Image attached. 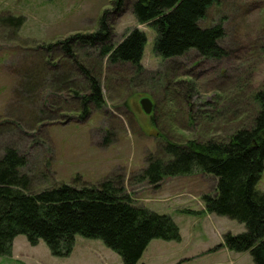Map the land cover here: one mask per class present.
Wrapping results in <instances>:
<instances>
[{"label":"rangeland","instance_id":"374dc122","mask_svg":"<svg viewBox=\"0 0 264 264\" xmlns=\"http://www.w3.org/2000/svg\"><path fill=\"white\" fill-rule=\"evenodd\" d=\"M112 9L113 0H0V157L6 148L26 157L20 172L30 179V193L110 180L120 183L134 205L170 216L181 242L152 240V251L138 264H176L188 257L184 264H230L232 258V264H253L247 252L205 253L215 251L223 234L245 230L226 217H207L201 197L215 193L213 176L166 177L158 188L140 176L149 159H168L165 140L223 138L249 124L258 108L254 96L264 95V0H217L208 9L200 26L223 27L220 46L227 54L221 60H205L193 51L164 60L153 50L154 29L136 21L129 3L120 14L112 13L113 44L134 29L145 34L144 72L136 75L128 65L110 68L97 50L77 48V59L99 78L105 99L80 122L71 89L85 92L86 79L71 62L60 61L59 50L48 53L43 47L95 31L103 12ZM10 16L21 17L22 25L4 24ZM30 71L44 79L31 96L21 86ZM48 96L52 104L41 107ZM144 97L153 103L151 115L139 105ZM256 189L264 191V171ZM0 264L123 262L100 240L76 236L72 252L58 258L43 241L31 246L19 235Z\"/></svg>","mask_w":264,"mask_h":264},{"label":"trees","instance_id":"16d2710c","mask_svg":"<svg viewBox=\"0 0 264 264\" xmlns=\"http://www.w3.org/2000/svg\"><path fill=\"white\" fill-rule=\"evenodd\" d=\"M216 2L113 0L112 11L103 12L95 31L77 33L43 47L48 53L59 50L60 61L71 62L86 79L85 92L71 89L70 102L72 108L79 109L80 122L92 109L100 110L105 99L99 78L77 59V48L97 50L110 68L128 65L136 75L144 72L141 59L145 34L134 29L113 44L112 13L120 14L129 3L136 21L154 29L153 50L164 60L184 57L191 51L205 60H221L227 54L220 46L223 27L200 26ZM2 22L15 23L16 27L23 23L21 17L11 16ZM49 62L45 57L46 67ZM27 75L21 86L31 96L44 79L40 81L33 71ZM253 100L258 108L247 126L223 138H193L182 144L165 140L163 152L168 159H149L140 179L158 188L166 177L213 176L215 193L201 197L204 211L234 220L245 229L236 235L225 233L222 244L214 250L225 247L235 253L247 252L253 264H264V191L256 189L264 171V95L258 93ZM52 102L48 96L41 107ZM25 165L26 157L14 148H6L0 157V256H11L13 240L23 235L31 246L43 241L52 256L65 258L72 252L75 237L81 236L100 240L121 257L123 264H138L152 240L181 239L170 216L134 205L120 183L105 180L80 187L60 184L30 193V179L20 172Z\"/></svg>","mask_w":264,"mask_h":264},{"label":"crops","instance_id":"0c3cea01","mask_svg":"<svg viewBox=\"0 0 264 264\" xmlns=\"http://www.w3.org/2000/svg\"><path fill=\"white\" fill-rule=\"evenodd\" d=\"M204 213V212H203ZM195 215V214H194ZM213 216V214H208L207 213V217H212ZM216 216V215H215ZM220 217V216H219ZM224 235V234H223ZM223 235H222V237H223ZM180 237H181V235H180ZM181 240H182V237H181V239H180V242H181ZM220 244H222V243H219L218 245H220ZM150 243L148 244V246H147V248H146V250L144 251V253L145 252H147L148 250H151L152 251V249H150ZM217 246V245H216ZM214 248V247H213ZM212 249V248H211ZM211 249H208L205 253H207V254H209V253H213V254H216L217 252H221L223 249H225L227 252H228V254H229V256L230 257H233L234 255V253L235 252H232V251H230V250H228L227 248H225V247H221V248H219L218 250H215V251H210ZM205 253H202L203 255H205ZM239 254V253H238ZM212 255V254H211ZM192 259V257H188V258H184V259H180V260H178L177 261V263L176 264H184L185 262L184 261H186V262H190V260ZM232 261H233V258H232ZM232 261H230V264H232L233 262Z\"/></svg>","mask_w":264,"mask_h":264},{"label":"water","instance_id":"95a60500","mask_svg":"<svg viewBox=\"0 0 264 264\" xmlns=\"http://www.w3.org/2000/svg\"><path fill=\"white\" fill-rule=\"evenodd\" d=\"M139 105L141 107L142 112L145 115H151L153 111V103L149 98L147 97L141 98L139 100Z\"/></svg>","mask_w":264,"mask_h":264}]
</instances>
